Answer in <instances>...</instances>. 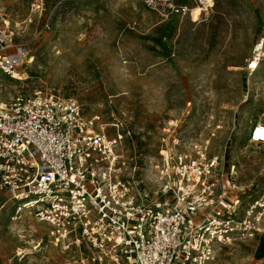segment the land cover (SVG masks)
<instances>
[{"label": "rangeland", "instance_id": "374dc122", "mask_svg": "<svg viewBox=\"0 0 264 264\" xmlns=\"http://www.w3.org/2000/svg\"><path fill=\"white\" fill-rule=\"evenodd\" d=\"M0 20L33 58L24 82L0 83L2 95L48 90L76 99L85 116L118 124L149 201L161 195L155 165L175 138L180 151L209 139L225 171L236 167L243 194L264 190V145L250 140L253 125L264 123V0H215L201 16L168 19L141 0H0ZM15 212L0 203V264H61L46 227ZM31 241L42 242L41 250L19 262L17 248ZM262 262L264 235L221 246L214 264Z\"/></svg>", "mask_w": 264, "mask_h": 264}, {"label": "built area", "instance_id": "2783aa9c", "mask_svg": "<svg viewBox=\"0 0 264 264\" xmlns=\"http://www.w3.org/2000/svg\"><path fill=\"white\" fill-rule=\"evenodd\" d=\"M141 1L164 19L196 7L207 13L215 3ZM29 57V47L0 20V83L24 82ZM124 139L118 124L85 116L74 98L48 90L10 98L0 92V193L17 216L27 212L46 227L64 264H214L221 246L264 235V190L243 194L236 167L225 171L209 139L180 151L175 138L163 149L155 165L163 189L154 201L136 184ZM250 140L264 145L263 122L253 125Z\"/></svg>", "mask_w": 264, "mask_h": 264}, {"label": "crops", "instance_id": "0c3cea01", "mask_svg": "<svg viewBox=\"0 0 264 264\" xmlns=\"http://www.w3.org/2000/svg\"><path fill=\"white\" fill-rule=\"evenodd\" d=\"M3 193H0V195H2ZM8 203V202H6V198L5 199H2V200H0V203ZM12 205H13V203H12ZM14 206V205H13ZM261 236H263V235H261ZM260 237V236H259ZM258 238V237H257ZM39 242H35V241H31V243L30 242H24V244H26L28 247L27 248H25L24 246H22V245H20L19 246V248H17V250L18 249H22L23 251H24V254H23V256H21V257H17L16 256V254H15V259H17L19 262H21V261H23V260H25V259H27L28 258V256H30V254H32L33 252H37V251H40L41 249H36V250H34V248H35V246L38 244ZM53 249V248H52ZM53 250H55V249H53ZM56 251V250H55ZM17 252V251H16ZM59 254V253H58ZM61 258V257H60ZM47 261H49L48 259H47ZM61 261H62V263L61 264H64V262H63V258H61ZM55 264V263H54ZM59 264V263H58Z\"/></svg>", "mask_w": 264, "mask_h": 264}, {"label": "bare ground", "instance_id": "6f19581e", "mask_svg": "<svg viewBox=\"0 0 264 264\" xmlns=\"http://www.w3.org/2000/svg\"><path fill=\"white\" fill-rule=\"evenodd\" d=\"M198 14V15H202V10L199 7H196L194 10H192V13ZM191 18H192V14H191ZM263 41V40H262ZM262 43L258 44L255 49H254V54H253V59L250 60L249 64L251 67L254 68V70H252L251 72L254 73L257 70V67L259 65V61L261 59V50H262ZM33 62V59H32Z\"/></svg>", "mask_w": 264, "mask_h": 264}]
</instances>
